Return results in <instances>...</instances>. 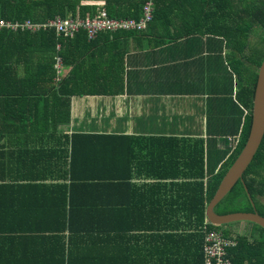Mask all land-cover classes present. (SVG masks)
<instances>
[{"label":"trees","instance_id":"obj_1","mask_svg":"<svg viewBox=\"0 0 264 264\" xmlns=\"http://www.w3.org/2000/svg\"><path fill=\"white\" fill-rule=\"evenodd\" d=\"M147 1L149 0H0V20L8 24L26 21L43 24L55 18L84 20L98 17L101 10H105L113 19L138 20ZM152 1L154 12L147 26L168 16L163 7L173 4V0ZM177 1L176 8L179 7ZM181 2L184 3L183 6L190 7L187 15H181L187 20L186 26L196 24L198 30L203 31L211 41L212 52H226L220 71L221 75H226V81L221 80L222 86L219 88V80L216 91L219 95H211L213 98L208 111L207 125L212 134L221 127L220 132L225 133L222 137H225V140L230 137V147L223 149L218 156L209 158L208 165L211 169L220 168L218 174L209 175L210 181L207 186L199 183L194 185V190L189 193L179 189L183 191L181 193L183 196L188 194L190 199L194 197L193 195H199L200 205L197 207L198 211L191 215L182 217L174 215V219L178 220L175 231L178 232L179 229L186 231L190 228L188 231H199L205 237V231L202 230L203 227H207L210 231H222L225 236L232 237L231 231L240 222L214 226L206 223V210L225 174L237 160L249 133L257 71L264 60V0H181ZM143 31L117 32L135 35ZM117 32H101L88 39L87 31L84 29H79L72 37L59 36L53 28L37 32L20 28L0 30L2 149L0 191L65 194L70 204L66 215L69 226L104 224L108 218L105 216L99 218L95 210L99 201L91 198L93 194L140 190V187L131 183V180L140 175L142 164L139 163L138 167L133 168L127 167L126 164L124 166V160L129 161L130 154L133 153L129 152V144L138 141L143 143L150 140L161 141L159 136H156V139L146 137L139 139L128 135L57 133L60 125H67L71 120L72 98L121 94L122 89L117 86V82L112 81L108 82L114 86L106 87V91L103 89L101 94L94 91L92 84L102 80L103 69L93 67L99 61L97 58L88 65L89 57L92 58L91 54L81 52L92 51L91 49L98 45L97 39L102 34L103 45L109 44V34ZM98 48L99 46L96 50ZM68 51L79 52L82 59L71 56V60L67 61ZM58 58L62 61L63 67L71 66V70L65 76H62L61 68L54 67ZM112 139H119L122 145L113 143ZM164 139L172 148L176 146L174 153L177 156L190 154L191 149L187 147L188 145L200 147V153L197 150L199 167L198 163H195L196 155L193 162L187 160L188 166L186 163L183 164L184 167L174 166V177L192 175L205 177L203 154L205 148L209 147L206 146L205 140L190 139V136ZM209 140L217 143L215 136ZM45 144L57 147L48 157L42 154V146ZM14 149H17L18 153H15ZM108 151L115 152L112 166L101 159V155H106ZM159 152V149H154L148 153L150 159L145 164L147 167L143 169L144 173L155 165L153 161ZM117 157L116 169L119 171V178L116 179L112 175L105 177V172L115 166ZM179 167L183 168L181 174ZM147 175L167 177L164 173ZM49 179L53 181L46 183L45 181ZM242 180L238 181L228 196L219 203L215 212L226 215L253 212L255 208L256 212L264 217V136ZM175 186H179L178 183ZM119 217L125 219L124 215ZM164 218L172 219L166 215ZM244 223L250 224V229L245 235L237 233L234 235L236 245L227 249L228 256L233 264H264V229L249 222ZM91 240L95 241L92 238Z\"/></svg>","mask_w":264,"mask_h":264},{"label":"crops","instance_id":"obj_2","mask_svg":"<svg viewBox=\"0 0 264 264\" xmlns=\"http://www.w3.org/2000/svg\"><path fill=\"white\" fill-rule=\"evenodd\" d=\"M175 1L163 7L168 16L149 24L142 33H110L109 44L105 45L102 34L92 51H81L91 54L88 65L97 58L99 61L93 67L103 69L102 80L92 84L97 94L114 86L108 81L117 82L122 91L117 96L72 98L71 120L57 128L60 135L85 132L139 139L161 137V141L129 144V152L133 153L129 161L124 160V166L133 168L142 164L140 175L131 180L140 190L93 194L91 198L99 201L95 208L99 218L105 216L108 220L84 226H69L66 222L70 204L63 193L0 191V264H205L210 230L203 227L205 237L199 231H188L190 228L177 232L178 220L174 215L182 217L198 211L200 196L193 195L190 199L188 194L181 193L193 191L199 183L207 186L209 175L218 174L220 168L211 169L209 158L221 154L226 141L228 144L230 141V137L228 140L222 137L225 133L220 132L221 127L212 134L207 125L211 95H219L216 93L219 80V88L221 80L226 81V75L220 72L226 52H212L205 33L196 24L186 26L187 20L181 17L189 13L190 7L178 0L176 8ZM67 54V61L72 57L82 59L77 51ZM59 63L65 76L71 66L63 67L61 60ZM183 136L203 139L210 147L203 154L205 177H174V166L184 163L188 166L187 160L193 162L196 155L199 167V145H188L192 152L177 156L176 146L172 148L164 141V137ZM214 136L217 143L209 140ZM112 142L122 145L119 139ZM55 148L53 144H45L42 154L48 157ZM154 149L160 150L153 161L155 165L144 173L150 159L148 153ZM14 152L18 153L17 149ZM114 155L115 152L108 151L101 159L112 166ZM117 166L118 157L105 177L112 175L118 179ZM179 169L181 174L183 168ZM161 173L167 177L147 175ZM177 183L179 186H175ZM119 215L125 219H119Z\"/></svg>","mask_w":264,"mask_h":264},{"label":"built area","instance_id":"obj_3","mask_svg":"<svg viewBox=\"0 0 264 264\" xmlns=\"http://www.w3.org/2000/svg\"><path fill=\"white\" fill-rule=\"evenodd\" d=\"M154 12L153 1H147L142 7V15L138 20L134 19H112L104 11L98 17L86 19L83 21H75L72 19L62 20L55 18L43 24L32 23L26 21L23 23L8 24L4 20H0V30L8 28L10 30H30L37 32L53 28L57 35L64 37H72L79 29L87 31V36L93 38L101 32H117V31H142L146 28L147 23L152 20ZM59 59L56 60L55 69H60ZM236 241L234 238L226 237L223 232L210 231L205 246V264H233L228 256L227 249L234 247Z\"/></svg>","mask_w":264,"mask_h":264},{"label":"water","instance_id":"obj_4","mask_svg":"<svg viewBox=\"0 0 264 264\" xmlns=\"http://www.w3.org/2000/svg\"><path fill=\"white\" fill-rule=\"evenodd\" d=\"M264 136V60L258 71L251 106V124L247 140L237 160L225 174L214 198L206 210L208 221L214 226H226L237 222H249L264 229V217L255 208L253 212H238L220 215L215 212L219 203L225 199L238 181H243V174L256 155ZM247 193V189L245 188ZM249 197V194L247 193ZM251 201V200H250ZM252 203V202H251ZM253 206V204H252ZM254 207V206H253Z\"/></svg>","mask_w":264,"mask_h":264},{"label":"rangeland","instance_id":"obj_5","mask_svg":"<svg viewBox=\"0 0 264 264\" xmlns=\"http://www.w3.org/2000/svg\"><path fill=\"white\" fill-rule=\"evenodd\" d=\"M251 38H253L252 36H251ZM254 39V38H253ZM238 89V87H236V89L235 90H237ZM187 114H189V113H185L184 115H187ZM221 145V144H220ZM221 146H223V145H221ZM228 147H230V145L228 144V146L227 147H225L224 149H227ZM230 197V196H229ZM248 229H250V224H247V223H240V224H238V225H236L234 228H233V231H231L232 233H233V236L232 237H234V235H236V233H237V235H245V233H246V231L248 230ZM222 232V231H221ZM226 232V231H225Z\"/></svg>","mask_w":264,"mask_h":264},{"label":"clouds","instance_id":"obj_6","mask_svg":"<svg viewBox=\"0 0 264 264\" xmlns=\"http://www.w3.org/2000/svg\"><path fill=\"white\" fill-rule=\"evenodd\" d=\"M240 223H243V222H240ZM221 232V231H220ZM227 237V236H226ZM230 238H234V237H230ZM236 241V240H235Z\"/></svg>","mask_w":264,"mask_h":264}]
</instances>
